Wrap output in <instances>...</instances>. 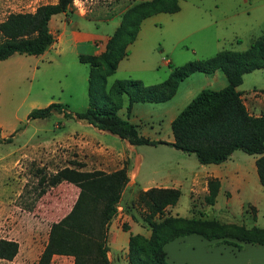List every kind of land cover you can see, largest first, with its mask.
Instances as JSON below:
<instances>
[{
	"label": "rangeland",
	"instance_id": "374dc122",
	"mask_svg": "<svg viewBox=\"0 0 264 264\" xmlns=\"http://www.w3.org/2000/svg\"><path fill=\"white\" fill-rule=\"evenodd\" d=\"M50 1L54 0H0V20L10 11H31L39 3ZM113 1L72 0L66 13H59L51 19L50 30L53 35H57L60 23L65 22L72 30L110 33L119 12L111 8ZM136 1L139 0L127 2L131 4ZM144 23L147 25L142 27L143 32L130 44L133 52L122 60L121 65H131L132 74H139L140 71L135 67V54L143 51L142 54L149 55L151 61L158 62V65L153 63L155 68L158 66L154 72L158 77L153 80L158 82L169 72L165 59L172 64H181L190 59L210 56L223 48L244 49L252 38L264 32V0H179L176 12H158ZM100 42L102 39H95V43ZM48 53L52 58L50 61L40 63V60L31 58L29 54H22L28 58L5 69V74L7 70L14 72L9 97L1 99L0 103V113L8 119L25 114L28 104L24 95L28 92L37 95L35 102L40 106L47 104L45 102L49 96L64 103L68 111L83 110L87 106L89 65L80 62L68 51L60 56L51 49ZM34 61L38 64L36 67ZM121 65L106 76L105 90L114 79L124 76ZM1 74L0 68V76ZM3 81L0 80V87L5 90ZM146 82L144 83L150 84ZM253 88L261 91L256 95L264 97V66L246 73L238 85V89L246 95ZM99 90L102 91L103 87ZM246 103L248 104L247 99ZM260 110L264 111V107ZM24 125L26 122L18 126L21 128ZM77 126L72 116L52 112L27 126V133L34 132L31 141L24 139L26 143H23L24 140H19L18 136L16 141L12 139L0 142V238L14 239L18 245L15 255L11 259L0 258V264H35L46 241L50 223L71 207L78 192L77 186L65 180L50 185L46 178L63 166L79 168L82 158L78 156L76 149L67 143L63 144L58 137L59 133L62 134L69 127ZM4 130H7L6 126ZM169 131L170 126L163 121L160 134L164 136ZM149 154L153 156V153ZM165 155L179 163L188 160L187 154L179 150H176L175 155ZM253 156L236 149L228 160L241 167L244 185L241 187L240 197L227 200L225 196L215 195L214 202L208 204L204 201V196L191 201L185 192L179 196L174 206L179 214L166 211L165 206L163 215L213 219L225 224L226 230L229 229L228 225L264 228V189L258 181ZM192 157L196 161L193 154ZM42 175L46 176L45 181H39ZM140 190L126 187L121 191L116 213L108 224L111 235L115 232L114 242L118 245L117 249L108 253L110 258L115 256L111 262L108 260L109 264H129L126 231L130 225L123 218L122 212L130 214L133 219V232L140 230L139 233L144 235L149 233L144 217L147 209L137 202ZM250 199L258 203L257 207L248 201ZM153 218L157 220L159 217L155 214ZM163 249L168 264H264V242L239 240L231 233L206 238L192 232L167 241L163 244ZM72 262L73 256L70 254H53L49 264Z\"/></svg>",
	"mask_w": 264,
	"mask_h": 264
},
{
	"label": "trees",
	"instance_id": "16d2710c",
	"mask_svg": "<svg viewBox=\"0 0 264 264\" xmlns=\"http://www.w3.org/2000/svg\"><path fill=\"white\" fill-rule=\"evenodd\" d=\"M72 0L42 2L31 11H10L0 20V59L10 54H38L54 40L48 22L52 15L66 13ZM179 0H139L131 3L120 14L116 27L107 37L104 48L97 54L79 53L80 62L89 65L87 75L88 104L83 110L68 111L64 103L51 101L32 107L26 119L46 117L52 112L83 119L92 126L107 130L131 144L165 142L186 153H192L200 163H218L235 149L255 155L254 166L258 181L264 189V111L250 113L236 86L242 75L264 65V32L251 39L241 50L223 48L210 56L187 60L181 64L167 62V76L145 84L138 78H116L105 90L106 76L111 74L120 58L129 53L128 45L135 38L143 18L157 12H174ZM219 69L226 77L220 88H201L171 119L172 141L153 140L140 134L133 123L118 115L124 105L128 116L133 102H160L169 99L178 82L194 71L212 73ZM100 87L103 90L100 91ZM17 128H20L19 126ZM12 133L0 141L9 142ZM45 175L39 181H45ZM68 181L78 192L69 210L49 225L46 241L35 264H49L53 254H70L72 264H109L106 251L107 229L116 213V205L127 181L126 165L104 171L83 170L63 166L51 173L46 182L53 185ZM204 201L212 204L219 181L207 179ZM43 190V189H41ZM176 187L151 186L140 190L139 205L147 209L144 215L148 235L129 232L127 261L129 264H168L163 244L173 238L199 233L206 238L233 234L239 240L264 242V228L228 225L213 219L163 215L164 208L178 199ZM157 214L158 219L153 216ZM14 239L0 238V258L11 259L17 252Z\"/></svg>",
	"mask_w": 264,
	"mask_h": 264
},
{
	"label": "crops",
	"instance_id": "0c3cea01",
	"mask_svg": "<svg viewBox=\"0 0 264 264\" xmlns=\"http://www.w3.org/2000/svg\"><path fill=\"white\" fill-rule=\"evenodd\" d=\"M127 1L128 0H114L111 3V8L113 10H119L116 15V23L114 24L113 29L119 22L120 11H123L130 4ZM57 14L52 15L49 19V22ZM155 14L156 13L149 15L141 20L136 36L132 42L137 40V38H139L140 34L143 32L142 27L144 26L145 28L147 25V23L144 25V22H146L148 18L155 16ZM110 33H94L85 30H72L66 26L65 22H61L59 33L57 35L52 34L54 37L53 42L42 52L38 54H29V56H32L31 58H36V60H40V63H43L44 61L52 60L50 53H48L50 49L53 50L54 54H57L58 56L68 51L73 53L76 58L79 53L97 54L103 50L105 40ZM95 39H102V42L95 43ZM132 42L130 43L131 45ZM130 44L128 45L129 53L118 60L115 69L119 68V66L122 64V60L127 58V56L133 52L130 49ZM142 52L143 51L135 54L137 61V66L135 67L138 69V71H140L139 74L133 75L131 72L133 67L131 65L127 66L124 64L121 65L124 73V76H121L122 78H138L141 79L142 82H146L147 80L145 79H152V81L148 80L146 83H152L155 81L153 79L158 76H155L154 72L157 70L156 68L158 66L155 68L154 64L157 63L158 65V62L151 61V57H149V55H143ZM22 54L24 53L14 52L6 58L0 59V68L2 70L0 80H4L2 84L5 86V90H2L3 88L0 87V103L1 99L9 97L10 88L12 86L11 80L13 79L14 75L13 71L7 70L6 74L4 71L6 68L10 67V65L22 63L24 58H28L22 56ZM145 57H147L148 60ZM53 61L57 63L56 59ZM168 61L169 60L167 59L164 60L165 63ZM37 65V61H34V66L36 67ZM165 73H167V71H165ZM246 73H244L242 76H244ZM226 82L225 75L219 69L214 70L212 73L194 71L178 82L174 94L169 99L160 102L136 101L131 104L128 116L125 115L124 105H122L117 110V113L121 117H125L128 121L133 123L137 131L149 139L171 142L173 139L171 130L166 132L164 136L160 134L161 123L164 121L170 126L171 119L201 88L209 87L216 89L224 86ZM238 85L236 86V89H238ZM239 91L241 92V98L247 110L252 114H259L261 112L259 109L264 107V97L263 95H256V93L261 91H256V89L253 88L250 92H248V95L243 93L242 90ZM36 96V94L32 95L29 92L24 95V100H26L28 108L23 116H16L14 119H8V117L0 113L1 137H5L13 132L12 139L14 141L17 140L18 136L19 140H32L34 132L27 133V126L30 124V122L35 121L37 118L26 119V114L32 107L40 106V104H36L35 102ZM246 99L248 100V104L246 103ZM51 101L58 100L53 99L52 96H49L46 98L45 103H49ZM22 122H26V125L21 128H17ZM75 122L78 124L77 127H69L68 130L62 132V134L59 133L58 137L63 144L67 143L69 146H72V148H75L78 152V156L82 158V161L79 164V169H101L104 171H110L120 168L125 164L127 181L123 189L126 187H131L144 190L151 186L176 187L180 191L179 196L186 192L191 201L194 198H202L207 192V179L209 177H215L219 180V187L216 197L225 196V199L227 200L233 197H240L241 187L244 185V179L241 177L240 173L241 167L239 164L228 161L236 149L233 150L225 160L218 163H200L197 161V159L196 161L192 159V153L186 152L185 153L187 154L186 156L188 160L186 162L179 163L165 155H175L176 150H178L169 143L159 142L156 144H131L125 138H120L116 134L110 133L107 130L96 128L83 119L75 118ZM4 126L7 127L6 131L4 130ZM39 130H41V128H39ZM36 135L37 133L35 136ZM46 137V134H44V138ZM25 140L23 143H26ZM27 145H30V143ZM140 145H147L148 147L142 148L139 147ZM149 153H153V156H149ZM154 155H156L157 158ZM254 158L255 155L252 158L253 161ZM178 199L174 204L167 205L165 210L179 214V212L176 210L177 208L174 207L176 206ZM248 201L255 204L257 207L258 203L256 201L252 199ZM122 214L123 218H125L127 223L130 225L129 230L126 231L128 237L129 232H133L131 228V222L133 219L131 218L130 214L126 212H122ZM136 232H140V230H137ZM107 233V257L111 262L115 256L110 258L108 253H112V249H117L118 245H116L114 242L116 240L115 232H113L111 235L108 229Z\"/></svg>",
	"mask_w": 264,
	"mask_h": 264
}]
</instances>
